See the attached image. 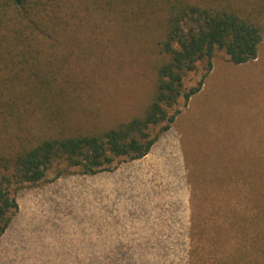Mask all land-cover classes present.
<instances>
[{"label":"rangeland","instance_id":"1","mask_svg":"<svg viewBox=\"0 0 264 264\" xmlns=\"http://www.w3.org/2000/svg\"><path fill=\"white\" fill-rule=\"evenodd\" d=\"M74 32L64 49V73L79 84L64 109L69 130L142 114L155 90L159 29L89 0ZM177 110L142 158L95 174L50 170L53 179L23 185L0 235V264H264V38L245 64L217 49L202 89ZM7 130L0 118L1 151Z\"/></svg>","mask_w":264,"mask_h":264},{"label":"trees","instance_id":"2","mask_svg":"<svg viewBox=\"0 0 264 264\" xmlns=\"http://www.w3.org/2000/svg\"><path fill=\"white\" fill-rule=\"evenodd\" d=\"M86 1L0 0V118L9 140L0 150V235L19 209L23 185L53 179L50 170L54 178L95 174L144 157L171 128L179 99L187 104L202 89L217 49L231 63L245 64L258 57L264 38V0H90L101 11L155 25L161 57L142 114L112 127L72 132L64 109L74 105L79 84L64 73V49L76 39ZM202 63L201 79L186 88V76Z\"/></svg>","mask_w":264,"mask_h":264}]
</instances>
